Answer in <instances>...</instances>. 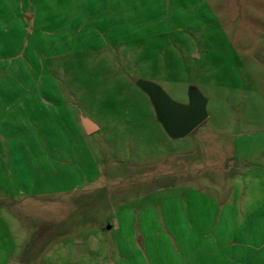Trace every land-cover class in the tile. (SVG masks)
<instances>
[{
  "label": "rangeland",
  "instance_id": "rangeland-1",
  "mask_svg": "<svg viewBox=\"0 0 264 264\" xmlns=\"http://www.w3.org/2000/svg\"><path fill=\"white\" fill-rule=\"evenodd\" d=\"M133 78L206 120L169 139ZM178 181L207 221L264 205V0H0V264H147L129 232H166ZM259 224L210 259L264 264Z\"/></svg>",
  "mask_w": 264,
  "mask_h": 264
},
{
  "label": "crops",
  "instance_id": "crops-1",
  "mask_svg": "<svg viewBox=\"0 0 264 264\" xmlns=\"http://www.w3.org/2000/svg\"><path fill=\"white\" fill-rule=\"evenodd\" d=\"M81 128L84 131L82 126ZM231 171L229 169L224 173H230ZM173 188L176 189L175 204L180 206V211L178 214L173 215V218L170 216V219L166 215V220L169 223L167 225L166 221V227L168 226L166 232H135V235H133V232H129L131 243L139 246L136 247L135 253L139 257L141 256L142 259L145 258L147 264L157 262L158 252L159 258L166 257L168 250L171 253L172 264H222L221 260L215 263L213 259H210L211 255L220 253L223 248L228 246V243L224 241L223 245L218 248L220 240L226 239L231 234L239 237L244 232H255L256 230L260 232L257 227L260 228L259 223L264 221V205L258 208L245 209L246 205H254L253 199L238 198V200L234 199L231 203L227 202L229 199L225 202L219 201L223 206L219 209V216L215 214V218H210V221H207L209 219L207 218L208 215H196V211L201 213L204 210L202 206L197 207V202L200 200H197L194 196L195 190L190 183L178 181ZM260 218H263V220ZM108 227L109 229H118L117 226L111 224ZM161 242L165 244L168 250H160L159 243ZM129 247L130 242L125 241L123 250L126 253H133L130 252L132 249ZM213 247L217 249L213 250Z\"/></svg>",
  "mask_w": 264,
  "mask_h": 264
},
{
  "label": "water",
  "instance_id": "water-1",
  "mask_svg": "<svg viewBox=\"0 0 264 264\" xmlns=\"http://www.w3.org/2000/svg\"><path fill=\"white\" fill-rule=\"evenodd\" d=\"M132 83L147 96L153 108L156 121L171 140L184 139L207 118V100L194 86H189L187 89V102L180 104L170 99L161 87L152 82L133 78ZM80 124L86 134H91L98 129L93 123L83 117L80 119ZM83 252L84 247L82 245L77 244L74 246V257Z\"/></svg>",
  "mask_w": 264,
  "mask_h": 264
}]
</instances>
